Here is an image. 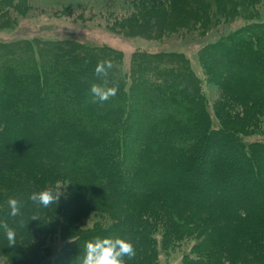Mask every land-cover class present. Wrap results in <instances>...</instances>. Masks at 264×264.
<instances>
[{
  "label": "trees",
  "instance_id": "1",
  "mask_svg": "<svg viewBox=\"0 0 264 264\" xmlns=\"http://www.w3.org/2000/svg\"><path fill=\"white\" fill-rule=\"evenodd\" d=\"M131 1L137 7L127 21L147 23L137 34L153 40L203 37L243 20L198 51L209 80L223 88V108L214 120L202 78L173 48H139L125 71L121 51L75 37L0 39V223L16 229L10 246L0 228V258L44 264L55 251L53 264H81L87 242L109 237L133 244L126 264H158L160 248L189 242L177 264H264V0ZM31 9V0H0L9 25ZM223 60L231 75L219 73ZM105 61L111 67L97 74ZM93 84L116 94L94 99ZM13 97L28 104L23 117ZM174 114L183 122L166 130ZM160 118L165 142L177 147H154ZM36 120H56L43 139L45 128L32 135ZM6 121L29 126L16 132ZM67 122L79 126L61 129ZM225 150L231 162L218 155ZM209 155L219 161L210 170L203 167ZM125 182L130 190L119 193ZM67 184L69 197L58 206L27 199ZM11 197L24 205L16 217L8 215ZM90 214L111 222L83 232L79 221Z\"/></svg>",
  "mask_w": 264,
  "mask_h": 264
},
{
  "label": "rangeland",
  "instance_id": "2",
  "mask_svg": "<svg viewBox=\"0 0 264 264\" xmlns=\"http://www.w3.org/2000/svg\"><path fill=\"white\" fill-rule=\"evenodd\" d=\"M31 7V11H33L31 16L28 17L27 10L24 16L19 18L17 25L13 23L9 25V23H7L8 21L0 18V39L2 41L10 40L14 37L33 35H40L45 38L60 37L62 39L66 37H75L84 43L95 44V46H108L121 51L124 59L122 67L125 71L128 70L133 60L134 53L137 52L139 48L147 49L151 52H157L160 48H173V50L177 52L185 53L195 72L202 78L203 90L207 96L208 106L214 120L215 116H217L215 109H217V107H219V109L223 108L224 98H226V95L222 92L223 88L218 86L216 82L209 80L201 65L198 51L203 43L212 40L218 33L230 31L232 26L236 27L243 20H234L231 28L225 27V25L214 26L213 29L203 37L195 36L194 32H187L180 35H172L159 41L137 34V31L142 33L146 31L147 23H140L137 21L131 22V20L127 21L130 14H135L137 7V4H134L131 0H31ZM261 15L264 16V7ZM165 51L169 50L167 49ZM233 56H235V62L241 57V55L237 54ZM222 62L219 73L226 74V76L231 75L233 69L227 65L228 62L226 60ZM252 71L253 69L251 68L247 69L249 73ZM13 84L14 81L12 82V85ZM9 91L10 88L6 90V95H8ZM4 96L5 95H3V97ZM19 99L20 97H13L14 101L12 103V108L18 110V113L23 117L24 109L28 111L26 108L28 104L25 103L24 106H21ZM30 112H32V110H30ZM156 114H158V112ZM36 116L38 117V115ZM180 116L174 114L170 119L171 125H167L166 130H170L173 126L178 124L181 125L183 121ZM143 117H146V115ZM54 121L56 120H49V122L43 123L40 120H36L37 125L35 127H37V129L35 128L32 131V135L33 133L37 135L39 131L45 128V134L37 138L38 140L43 139L46 134L49 133L48 131ZM162 122L163 118H160L159 124L153 126L155 128V134L153 135L155 140L154 147L166 150L177 147V143L172 144L170 142H165L164 132L162 128H160V123L162 124ZM2 124L3 122L0 121V129L4 126ZM6 126V128H13L17 132L22 131L29 125L26 123V126H21L15 121H10L7 122ZM72 126H79V124L76 122H67L64 126H61V129L68 131ZM4 131L5 129L0 133L6 136V132ZM61 134L62 133H60L59 136H61ZM256 137L257 136H255V138ZM232 147H236V144L232 143ZM218 155L224 157L226 162H231L232 160L231 157L227 156L226 150L220 154L218 153ZM217 158L218 156L214 155L207 156L203 167H205V169L209 168L210 170L214 167V162H219ZM186 186L187 185H183L182 189L188 193V187L186 188ZM126 190H130L127 182L122 185L119 193H125ZM110 222L111 221L104 216L90 214L88 217L80 220L78 226L84 232L93 228L108 226ZM59 244L58 242V246ZM191 244L192 242H189L177 247L160 248L158 251V264H177V260L182 258L183 252L186 251V248L190 247ZM54 254L55 251L49 255L53 257ZM47 256L48 255H45L44 257V264H53L52 259H50L52 257L48 258ZM4 262L5 261L0 258V264H4Z\"/></svg>",
  "mask_w": 264,
  "mask_h": 264
},
{
  "label": "clouds",
  "instance_id": "3",
  "mask_svg": "<svg viewBox=\"0 0 264 264\" xmlns=\"http://www.w3.org/2000/svg\"><path fill=\"white\" fill-rule=\"evenodd\" d=\"M110 67L111 64L105 61L97 65L95 72L97 74L106 75L107 69ZM116 90L115 87H107L106 85L98 84H93L90 88L93 98L99 101H104L110 96H114ZM68 185L69 184L61 185L59 188L55 186L45 187L39 191H32L28 194L27 199L38 207L46 208L50 204L58 206L62 196L65 199L69 197ZM7 203L9 216L16 217L21 214L24 205L20 199L11 197ZM32 220L39 221L38 217L35 216ZM0 228L3 229L9 245H13L15 242L16 229L9 226L7 223H0ZM133 256H135V249L133 244L129 241L120 238H96L85 244L81 264H126L124 257L132 258Z\"/></svg>",
  "mask_w": 264,
  "mask_h": 264
}]
</instances>
